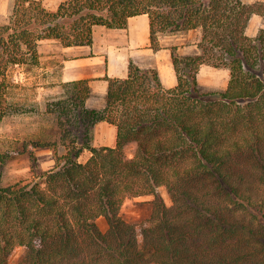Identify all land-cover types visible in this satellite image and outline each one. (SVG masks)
Returning <instances> with one entry per match:
<instances>
[{
	"label": "trees",
	"instance_id": "obj_1",
	"mask_svg": "<svg viewBox=\"0 0 264 264\" xmlns=\"http://www.w3.org/2000/svg\"><path fill=\"white\" fill-rule=\"evenodd\" d=\"M142 13L156 50L159 32L201 28V52L172 48L171 87L156 68L133 62L127 77L107 76L102 109L86 104L89 79L63 84L66 94L47 107L60 141L33 142L53 150L55 165L38 169L32 152L34 177L5 185L10 153L0 152V264H11L17 245L27 248L18 264H264V214L250 184L256 174L264 183V28L247 32L264 1L62 0L50 9L16 0L0 23V120L10 112L11 68L39 64L41 40L92 44L96 25L126 27ZM203 64L229 68L227 87L204 90ZM102 120L117 125L115 146L93 144ZM146 194L155 195L149 218L127 221L124 201Z\"/></svg>",
	"mask_w": 264,
	"mask_h": 264
},
{
	"label": "crops",
	"instance_id": "obj_2",
	"mask_svg": "<svg viewBox=\"0 0 264 264\" xmlns=\"http://www.w3.org/2000/svg\"><path fill=\"white\" fill-rule=\"evenodd\" d=\"M61 1L43 0V3L50 9H56ZM249 27L248 25L247 32ZM93 39L92 44L81 45H64L55 39L41 40L39 64H26L27 71H19L16 81L23 85L35 83L38 90L37 100L43 99L47 107V101L57 98L55 96L61 92L63 83L89 79L91 93L86 104L90 108L102 109L106 106L109 89V80L106 77H127L132 62L143 68H156L164 85H176L178 77L172 48L176 47L184 56L199 54L202 30L193 28L160 33L161 48L156 50L152 47L150 16L142 13L131 16L126 27L96 25ZM228 69L203 64L198 72L200 86L226 88L230 79ZM92 136V142L96 146H115L117 125L107 120L99 121L93 128ZM42 148L37 147L38 151ZM53 163L54 158L51 156L52 166Z\"/></svg>",
	"mask_w": 264,
	"mask_h": 264
},
{
	"label": "rangeland",
	"instance_id": "obj_3",
	"mask_svg": "<svg viewBox=\"0 0 264 264\" xmlns=\"http://www.w3.org/2000/svg\"><path fill=\"white\" fill-rule=\"evenodd\" d=\"M16 0H0V23L7 20L8 15L12 12ZM247 2L255 3L264 0H245ZM249 33L256 35L260 28H264V13L253 14L249 23ZM172 32V31H162ZM228 69V68H227ZM19 70H26V67H12L10 71V79L13 86L8 94L9 110L10 112L0 120V152L10 153V158L4 169L3 183L5 185L15 184L21 180H29L34 177L33 164L34 160L32 152L36 155V163L38 169L46 170L54 166L55 155L50 147H43L37 149L33 142L42 141L50 142L60 141V134L55 115L48 113V102L57 98L63 97L66 94L64 83L62 84L61 92L57 94V98L47 101V107L43 99L37 100L38 90L35 83L23 85L20 82L13 81V77ZM229 71V69H228ZM204 90L219 89L215 87L203 86ZM20 109V110H18ZM17 110V111H16ZM16 111V112H15ZM134 144L126 145L125 150L128 155L132 156L134 153ZM59 153L66 152V147L62 144L58 145ZM51 150V153L47 151ZM91 155L89 150H85L82 155V160H85ZM51 156L54 158L53 166L51 164ZM252 184V192L255 194V199L259 198L258 205L255 208L256 212L263 216L264 205L261 200H264V183L259 179V174H256L250 180ZM158 195L171 206L173 199L169 189L166 186H161L158 189ZM155 195L146 194L136 197L127 198L122 207L121 214L129 222L142 223L149 218ZM98 224L102 230L108 228L107 219L102 216L98 219ZM27 251L23 245H17L10 255L11 264H18Z\"/></svg>",
	"mask_w": 264,
	"mask_h": 264
}]
</instances>
